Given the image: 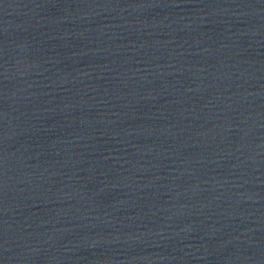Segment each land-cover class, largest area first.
I'll return each instance as SVG.
<instances>
[{
    "label": "water",
    "instance_id": "95a60500",
    "mask_svg": "<svg viewBox=\"0 0 264 264\" xmlns=\"http://www.w3.org/2000/svg\"><path fill=\"white\" fill-rule=\"evenodd\" d=\"M0 264H264V0H0Z\"/></svg>",
    "mask_w": 264,
    "mask_h": 264
}]
</instances>
